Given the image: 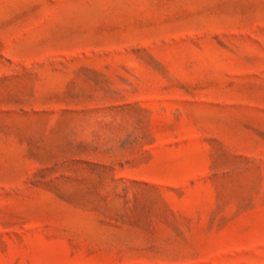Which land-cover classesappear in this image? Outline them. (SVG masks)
Here are the masks:
<instances>
[{"label":"rangeland","instance_id":"obj_1","mask_svg":"<svg viewBox=\"0 0 264 264\" xmlns=\"http://www.w3.org/2000/svg\"><path fill=\"white\" fill-rule=\"evenodd\" d=\"M0 264H264V0H0Z\"/></svg>","mask_w":264,"mask_h":264}]
</instances>
